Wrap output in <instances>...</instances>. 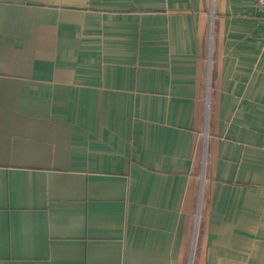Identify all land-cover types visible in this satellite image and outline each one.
Masks as SVG:
<instances>
[{
	"label": "crops",
	"instance_id": "crops-1",
	"mask_svg": "<svg viewBox=\"0 0 264 264\" xmlns=\"http://www.w3.org/2000/svg\"><path fill=\"white\" fill-rule=\"evenodd\" d=\"M0 264H264L256 0H0Z\"/></svg>",
	"mask_w": 264,
	"mask_h": 264
},
{
	"label": "built area",
	"instance_id": "built-area-1",
	"mask_svg": "<svg viewBox=\"0 0 264 264\" xmlns=\"http://www.w3.org/2000/svg\"><path fill=\"white\" fill-rule=\"evenodd\" d=\"M256 2L260 9L264 10V0H256Z\"/></svg>",
	"mask_w": 264,
	"mask_h": 264
}]
</instances>
